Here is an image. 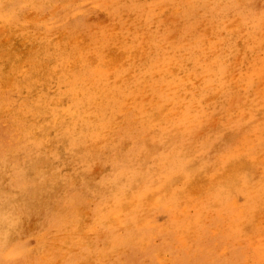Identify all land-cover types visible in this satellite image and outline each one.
<instances>
[{
    "label": "rangeland",
    "instance_id": "374dc122",
    "mask_svg": "<svg viewBox=\"0 0 264 264\" xmlns=\"http://www.w3.org/2000/svg\"><path fill=\"white\" fill-rule=\"evenodd\" d=\"M33 1L23 0L14 5L15 8L0 9V112L4 111L0 113V155L4 156H0V160L7 163V169L0 173V227L12 226L14 244L18 243L20 248L10 257L7 256L10 250L6 249L0 264H129L126 259L134 254L141 258V264H148L151 260L149 251L137 252L132 247L134 241L130 240L127 225L136 213L140 216L139 220L147 218L149 222L168 228L166 231L172 240L169 248L181 259V242L169 230V207L167 204L165 207L161 205L168 198V188L174 186L182 189L184 179H188V176L198 186L199 192L207 193L211 204L200 216L197 215V207L189 205L186 210L189 216L198 218L196 224L201 226L200 233H196L193 249L194 254L197 253L194 256L196 264H264V0H39V6L34 5ZM231 2L236 8L234 12L229 7ZM145 10H155V24L151 25L141 17V12ZM223 17L225 21L221 30L229 34L234 45V52L224 56L229 69L227 80L230 82V97L224 104L214 103L197 110L193 97L195 94H191L193 87L190 85L196 87L201 76L191 71V67L196 65L204 48L203 34L219 43V38L216 39L217 35L211 36V31ZM130 28L144 31L147 35L144 42L163 37L165 47H176L179 42L174 40L183 32L185 37H189L193 52L186 65H179L178 73H181L179 80L188 85L186 95L188 93L189 102L195 105L190 112H181L178 118L171 119L170 126H175V135L191 145L190 152L192 150L191 154L196 155L194 160L200 157L202 161H193L196 163L193 170L177 180L175 171L164 160L159 162L163 155L155 154L144 165L145 175L139 173L140 166H134V171L138 172L135 173L137 193L125 198L124 202H119L121 197L117 195L101 193L98 190L100 186L98 191L93 189L82 194L81 190L86 189L90 181L78 185L76 194L64 199L58 195L60 189L52 187L45 191V198L50 205L58 203L64 211L61 218L53 221L38 204L39 198L30 196L29 199L26 197L27 202H23L30 188L27 169L30 159L34 157L33 143L25 142V138L30 136L26 134L34 132L35 137L32 139L38 140L45 150L60 143V147L69 152L67 145L74 143L76 131L94 129L95 133H99V129L92 126L101 124L91 99L88 101L91 104L82 108L83 116L90 118L94 115L95 121L86 120L78 123L79 127H70L68 124L74 122L72 119L69 121L70 118L79 119V115L73 116L72 109L79 108V103L87 99L97 82L105 84L110 91H116L118 73L123 76L122 82L128 83L129 71L141 69L144 83L138 88L135 97L142 104L147 101V96H151L150 83L154 82L142 75L148 68L145 65L157 62L151 50L148 48V54L145 55L142 49L132 50L131 45L128 46L124 41L115 43L114 50L105 46L114 40V36ZM98 43L102 45L98 46ZM90 48L91 51H88ZM124 53H135L139 66H121L120 70L114 56L123 57ZM168 58V63L174 61L173 57ZM9 59L11 63L6 62ZM94 59H100L101 62H94ZM107 64L112 69H107ZM151 67L153 70L159 68ZM30 69L34 70L33 73ZM106 70L113 76L105 75ZM43 72L46 73L44 76ZM49 74L51 79L45 81ZM58 76L61 77L60 81ZM47 83L50 84L47 86ZM45 87L58 101L57 107L60 105L56 116L47 117L54 119V126H46L41 118L35 116L37 109H43L39 97L45 95ZM62 90L68 92L61 99L57 97V92ZM38 94L41 95L38 97ZM98 105L102 106L101 102ZM250 105L258 110V117L248 124L243 114ZM19 107L21 109L18 111ZM122 108L123 105L116 102L110 109L114 123L111 130L121 124ZM169 113L174 115L171 110ZM35 128L41 130L36 132ZM14 161L19 167L13 174L10 169ZM143 176L147 180L139 181L144 179ZM114 197L118 199L114 201ZM157 199L161 202H157ZM29 208L36 211L31 213ZM239 230L244 232L239 233ZM112 237L129 244L130 251L123 252L117 248L106 251L104 241L108 245V239ZM149 245L155 250L163 243L159 237H153ZM123 247L126 250L127 247ZM169 252H164L162 256L168 259ZM176 264L188 263L181 261Z\"/></svg>",
    "mask_w": 264,
    "mask_h": 264
},
{
    "label": "bare ground",
    "instance_id": "6f19581e",
    "mask_svg": "<svg viewBox=\"0 0 264 264\" xmlns=\"http://www.w3.org/2000/svg\"><path fill=\"white\" fill-rule=\"evenodd\" d=\"M21 1L23 0H0V9L11 8V7L15 8L14 5L19 4ZM70 1H73V0H70ZM68 2H65V3H68ZM33 3L36 6L40 5L39 0L38 1L34 0ZM229 5H230L229 6L230 9H232L234 12L236 10V8L234 9L235 5L232 2L229 3ZM154 12L155 10L142 11L141 17H143L145 21L147 19V23L153 25L157 21L156 19L157 14H155ZM18 15L20 16V14ZM27 18H29L28 15H27ZM31 21H33V19H31ZM223 21H225L224 17L220 20L218 24L216 25L214 24V29L212 31L210 30L212 34L211 36L217 35L216 39L219 38V43H217L216 41H212L209 35L203 34L205 38V41H202L204 50L200 48L201 49L200 58L198 62L195 63L196 65L194 67H191L192 68L191 71L193 70L195 71L196 74L201 76V77H198V78H201V81L197 84L196 87H194L193 85H190L191 88L193 87L191 94L192 95L195 94L193 97L195 99L196 105L193 104L192 102L190 103L188 100V93L186 95V92L188 91V85L183 84V81L179 80L180 78L179 76L181 75V73H178V70L180 69L179 65L180 64L186 65L187 60L191 58V53L193 52V48L190 45V39L189 37L188 38L185 37L184 32L182 35L178 36L176 40H174L176 42H179L174 48L165 47L163 45L164 38L161 36L159 38L156 37L152 39V42H144V40L147 38L146 33L144 31H139V30H135L132 28H130L129 30H126L120 35L114 36L113 38L114 40L112 42L110 41V43L108 44L106 43V45L104 44L110 50H114L115 43H118V41H124L125 43L128 44V46L131 45L132 50L142 49L145 55L148 54V51H147L148 48L151 50L153 54V59L157 60V62L154 65H145L144 67H148V68L146 69L145 75H142L144 76V78L146 77H148V79L151 78V82H154V84L150 83L151 96H147L148 97L147 101L146 102L144 101L143 104L141 103V101L136 100V97L138 95V88L144 83L141 80V74H140L141 69L129 71L130 81L128 83L122 82L123 76L120 75V73H118L116 74V76L120 84L116 83L118 84L116 91H110L108 90L105 84H101V82H97L93 86V90H94V91L92 90L93 96L91 93L89 96H87V99L84 100L83 102L79 103L77 101L79 103V108L72 109V112L74 113L73 116L79 115V119L75 120L73 118H70L69 121L71 119L74 121L71 124H68L70 125V127L72 125L79 127L80 124L78 123L82 121H86V120H88L89 122L95 121L94 115L90 116V118L83 116L84 110L82 108H86L89 104H91L90 102H88L91 99L92 104L95 106V114L98 117L97 119L99 120V123L102 125L101 126V125L92 124V126L95 129L98 128L99 133H95L94 129L87 130V132L76 131L74 134V143L67 145L68 147L67 150L69 152H67L66 150H63L62 147H60V143H57L56 145L53 144L52 146H49L47 150H45V148H42L39 145L40 142L38 140L34 141L32 139V137L34 136L33 135L34 132L31 131L28 134H26L30 136H27V137L25 136L26 137L25 142L33 143L32 149H33L34 157L30 159V163H29L30 167L27 169L28 171L27 174L29 176L27 180L30 185V188L27 189L26 194L28 195L24 196L23 202L24 203L27 202V200H25L26 197L28 199L30 196L36 197V199L39 198L37 200L38 204H40L43 207L44 211H47L49 218L51 220L57 221L58 218H61L63 216V212H64L63 208L59 206L58 203L54 205L53 204L50 205V203L45 198V194H44L45 191L49 190L52 187H57L60 189L58 195L62 199H64V198L69 197V195L74 196L76 194V188L78 187V185H82V184L85 185L89 181L90 182L87 188L81 190L82 194L89 193L88 191L93 190V189L97 190L98 186H100L98 190L101 193L117 195L118 197H121V200L119 199V202L120 201L124 202L125 198H127L128 196H135L137 193L135 191L136 190V187H135L136 186V177H135L136 174L135 173H138V172L134 171V166H138V167L140 166L141 170L139 171V173L142 175H145V173L143 172V170L145 171L144 165L147 164L149 160L153 156H155V154H159L160 156L163 155L160 158L159 162L164 160L163 162L168 164L171 170L175 171L174 173L176 175L177 180H179L182 177V175L185 177V175L189 174V172L193 170L194 164L198 163L199 161L201 162L202 158L197 157V160H194L196 155L191 154L192 152V150L190 152L191 145H188V143L184 142L181 137H178L177 135H175L177 134L175 126H170V121H172L171 119L175 120L176 118H178L177 115H179L181 112H190L192 110L193 105H195V108L199 110V109H205L207 107H210V105L214 103L224 104V102L227 99H229L230 82L227 80L228 79L227 78L228 63L226 64V62L224 61V58H225L224 56L227 53H230L232 51L234 52V48H232L234 45L231 44V40L229 39V34L221 30L222 24H224ZM126 25L127 24H125V26ZM128 28L129 27H127V29ZM50 36H52V34ZM96 41H93V42H96ZM100 44L98 43V46H100ZM91 48L88 51H91ZM83 49H84V46H83ZM85 50L86 49H84L83 51ZM94 50H93V53H94ZM100 50L102 51V49ZM241 51L243 50L241 49ZM131 53L133 52H130V54ZM137 53L141 54L140 52H137ZM130 54L124 53V56L122 55L123 57H120L118 55L114 56L115 62L119 63L117 65L119 66L120 70L122 69L121 66H139V64L137 63L134 57L135 53L133 55H130ZM99 56H101L100 53H99ZM170 56L174 58V61L172 63L167 62L169 60L168 57ZM228 56L226 57V59L228 58ZM99 60H95L94 62L99 61ZM8 61L10 62V59L7 60L6 62ZM90 62L93 63L92 61ZM5 66L6 65H4V67ZM106 66H107V69L110 68L108 64ZM151 66H156L159 68H154L153 70V67ZM33 71L31 73H33ZM47 71L50 72V70H47ZM105 72L107 73L109 71L106 70ZM161 72H162V75L160 76ZM45 74L43 72V76ZM105 75L113 76V74L111 73H107ZM12 76L13 75H11V77ZM60 76H58V78ZM61 77L59 78V81ZM19 79L22 80L21 78ZM48 79H51L50 74L47 75V77L45 78V81H48ZM73 82L75 81L73 80ZM261 83H263V81ZM14 84L15 83H13V85ZM49 84L47 83V86ZM43 86H44V83L42 84V87ZM259 87H261V85ZM46 90H47V87H45V92H44L45 95L38 94V97L39 95H41L39 97L40 99L39 102L41 104V109L42 108L43 109L42 110L37 109L35 111V116L36 118L37 117L41 118L43 120V124H46V126H48V125H53L55 121L53 118H47V117L49 115L56 116V113H58L60 110L59 108L60 105L57 107L58 101H56V99L52 97L53 95H50L49 91L48 90L46 91ZM63 91L65 90H62V92L61 91L57 92L58 94L57 97H60L62 99V95L68 92V90H66L67 91L66 93H64ZM5 92H7V89ZM250 96L251 95H249V97ZM6 101H8V99ZM218 101H221V102H218ZM233 101L235 100L233 99ZM99 102H101L103 107L98 105ZM116 102L117 104L123 105V108L121 109V115H120L121 124L117 128H114L113 130H111V128L114 126V123L112 121V117L110 116L111 114L110 109L112 108L113 105L116 104ZM246 102H248V100ZM11 106L13 107V105ZM46 108L50 109V111ZM195 108H194V111H195ZM19 109L21 108L20 107L17 108L18 111ZM245 109L246 110L243 116L246 122L249 121L248 124L257 119L258 110L256 108H253L252 105H250ZM8 110L9 109H7V111ZM169 110H171L174 115H172V113H169ZM51 111H53L54 113L51 114ZM30 121H33V120L30 119ZM37 126L39 128V125ZM40 130L41 129L35 128L36 132L37 131L39 132ZM48 136H49V133H48ZM0 156L4 157L3 155H0ZM193 161H195L196 163H193ZM6 165L7 163L0 160V173H2V171L7 169ZM18 167H19V164L15 163L14 161L13 166L10 169L11 173L13 174L16 173L18 170ZM146 175L148 176V173H146ZM144 177L145 176H143V178ZM145 180L147 179L144 178L139 181H145ZM160 196H163V195H160ZM118 197H114L112 199L116 201ZM166 197L168 198H166L167 199L166 202L164 201L161 207H165V204H167L169 207L167 208L168 214H169L168 216H170V224H171L170 225L171 227H169L170 228L169 230H172V233L175 234L177 236L176 238H178L181 242L180 243L181 245L180 248L182 250L181 259L175 256L177 253L174 252L173 249L169 248L172 246V240L170 239L171 237H169V232L166 231V229L168 228L166 227L162 228L159 224L149 222L147 218H142V220H139L140 216L138 213H136L133 217L130 218L129 224L127 225L130 230V235H131L130 240L134 241V244L132 245V247H135V250L139 253L140 252L144 253L143 251H147V250L149 251V255H151V260L149 261L148 264H176L177 262L181 263V261H185L188 264H196L194 256L197 253L194 254L193 249L195 248L194 244H196V233H200L201 226L196 224L197 222L196 220L198 218L195 219L191 215L189 216L186 210L189 205L194 206V207H197V215L198 216L202 215L206 211V208L211 205L209 200L207 199V193L199 192L198 186L194 182H192V180L188 176V179L187 178L184 179L182 189H177L174 186H170L168 188V193ZM157 202H161V201L157 199ZM156 204L159 205V203H156ZM29 209L31 213L36 211V209L33 210V208H29ZM12 232H13V228L10 225H3L0 227V258L5 257L4 253L7 252L6 249L10 250L7 255L9 257L11 256L13 252L20 251L19 244L18 243L14 244L15 242L13 241V238H12L13 236ZM238 232L241 233V232H244V230H239ZM153 237H159L161 242L163 243L162 246L156 248L155 250L152 249L151 246L149 245V241ZM104 243H105L104 247L106 251H110L111 248L114 250L117 248V250L123 251V252L130 251L129 244L125 242L121 243V241H119L115 237L108 239V245L106 244L105 241ZM139 243L141 245H139ZM142 245H145V246H142ZM123 246L127 247L126 250H124ZM168 250H170L169 252L170 256L167 259L163 257L162 254ZM137 257L138 255H135V254L134 256L130 255L126 260L129 264H141V258L140 257L137 258ZM16 263H18V261H16Z\"/></svg>",
    "mask_w": 264,
    "mask_h": 264
}]
</instances>
